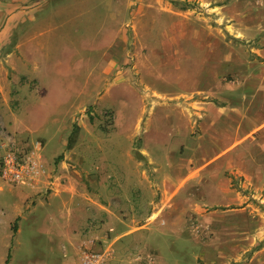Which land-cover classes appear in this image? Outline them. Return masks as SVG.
I'll return each mask as SVG.
<instances>
[{
	"label": "rangeland",
	"instance_id": "1",
	"mask_svg": "<svg viewBox=\"0 0 264 264\" xmlns=\"http://www.w3.org/2000/svg\"><path fill=\"white\" fill-rule=\"evenodd\" d=\"M129 1L0 0V264H264V0ZM81 200L140 227L75 253Z\"/></svg>",
	"mask_w": 264,
	"mask_h": 264
},
{
	"label": "crops",
	"instance_id": "2",
	"mask_svg": "<svg viewBox=\"0 0 264 264\" xmlns=\"http://www.w3.org/2000/svg\"><path fill=\"white\" fill-rule=\"evenodd\" d=\"M115 1L118 3V0H115ZM131 2L132 1L130 0L129 3H131ZM115 36H116V32L114 35V39L107 41L105 43V45H111V46L114 45L115 41H116ZM41 76L43 77L42 74H40L36 77H37V79H40ZM55 77H57V74L55 75ZM59 85L62 86V84L60 83V78L54 79V84L49 88L48 92H51V91L64 92L63 89L58 88ZM120 204L121 203L117 200V201H115L114 207L115 206H117V207L121 206ZM68 205H69L68 203H65V205H64V201H63V207L67 206L68 215L70 216V219H69V221H67L65 219L64 229H62L63 231H60V233L64 234V236L66 237V240L70 244V247H72L73 250H75L74 251L75 253L78 252V250H77L78 243L82 239V234H83L84 230L88 227L86 225L88 215H93V217H97V218H93L94 219L93 223L97 221V224L102 225L105 222L104 225H102V227L109 224V227H108L109 229L121 228L123 226H126V227L129 226V228L126 232H131V231L140 227V225H137L138 222L135 218H132L131 220H129L128 218L120 217L115 211L112 210L114 207L113 208H109V207L107 208V206H105V205L104 206L102 205V207L100 206L105 211H103V210L101 211V210H98L95 208L94 209L93 208L87 209L88 206H86V205H89V204H87L83 200L79 201V204H78L76 209H71V208L69 209ZM83 205H85L86 208ZM87 211H90L91 213H88ZM113 219H116V222L113 221ZM130 222H135L136 225H132ZM93 228L95 229L96 227H93ZM63 264H77V262H76V259L74 260L73 256H70L67 260H64Z\"/></svg>",
	"mask_w": 264,
	"mask_h": 264
},
{
	"label": "built area",
	"instance_id": "3",
	"mask_svg": "<svg viewBox=\"0 0 264 264\" xmlns=\"http://www.w3.org/2000/svg\"><path fill=\"white\" fill-rule=\"evenodd\" d=\"M39 172V164L35 151L26 153L11 137L7 139V148L1 160V176L25 183L27 178H33ZM80 264H106L108 251L93 248V241L81 245Z\"/></svg>",
	"mask_w": 264,
	"mask_h": 264
}]
</instances>
